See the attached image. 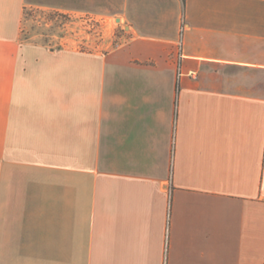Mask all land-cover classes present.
Wrapping results in <instances>:
<instances>
[{
  "label": "crops",
  "instance_id": "1",
  "mask_svg": "<svg viewBox=\"0 0 264 264\" xmlns=\"http://www.w3.org/2000/svg\"><path fill=\"white\" fill-rule=\"evenodd\" d=\"M0 264H264V0H0Z\"/></svg>",
  "mask_w": 264,
  "mask_h": 264
},
{
  "label": "rangeland",
  "instance_id": "2",
  "mask_svg": "<svg viewBox=\"0 0 264 264\" xmlns=\"http://www.w3.org/2000/svg\"><path fill=\"white\" fill-rule=\"evenodd\" d=\"M65 23H66L65 18L52 16V15L35 16L33 18H29V26L37 33L46 36L63 34L66 30V27L64 26Z\"/></svg>",
  "mask_w": 264,
  "mask_h": 264
},
{
  "label": "trees",
  "instance_id": "3",
  "mask_svg": "<svg viewBox=\"0 0 264 264\" xmlns=\"http://www.w3.org/2000/svg\"><path fill=\"white\" fill-rule=\"evenodd\" d=\"M184 1V0H183Z\"/></svg>",
  "mask_w": 264,
  "mask_h": 264
}]
</instances>
